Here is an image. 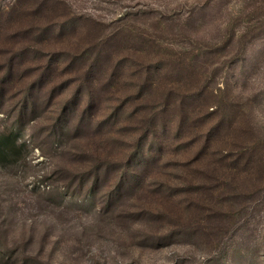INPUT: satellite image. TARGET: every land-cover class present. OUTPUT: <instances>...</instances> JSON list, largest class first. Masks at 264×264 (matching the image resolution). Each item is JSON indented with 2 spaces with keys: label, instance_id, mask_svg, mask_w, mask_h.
I'll return each mask as SVG.
<instances>
[{
  "label": "rangeland",
  "instance_id": "1",
  "mask_svg": "<svg viewBox=\"0 0 264 264\" xmlns=\"http://www.w3.org/2000/svg\"><path fill=\"white\" fill-rule=\"evenodd\" d=\"M259 3L0 0V264H264Z\"/></svg>",
  "mask_w": 264,
  "mask_h": 264
},
{
  "label": "trees",
  "instance_id": "2",
  "mask_svg": "<svg viewBox=\"0 0 264 264\" xmlns=\"http://www.w3.org/2000/svg\"><path fill=\"white\" fill-rule=\"evenodd\" d=\"M262 10H264V0H261V3H259V6L249 10L247 13H251V14H255L256 11H260L262 12ZM250 16V15H249ZM120 44L121 43V39L118 40ZM152 50V49H151ZM151 52V51H150ZM126 61V60H125ZM121 60L118 61V63H120ZM157 63V64H156ZM155 64H145L146 66L144 65H141V72L142 74L145 73L146 77L144 78L143 82L141 84L138 85V92L141 94V99L142 101H144L142 104H141V111H144L146 110L147 108L148 109H154V108H166L168 109L170 105L174 104V103H169L168 99L170 97H172V92L173 91H177L176 89L174 88H168L169 91H166L164 97L161 99V101L157 104V102H154L152 100H150V94L152 93V91L155 89V86L156 85V82L154 81V75H151L149 76V73H152V74H155L157 73V69L159 70L160 67H159V63H161V61H158L156 62ZM148 75V76H147ZM155 84V85H153ZM178 92V91H177ZM200 95V91H197V92H193L192 94H190L188 97L185 96V95H179L178 97H176L175 99L178 101V102H182L184 103V101L186 99H188L187 101H195V100H198V96ZM187 97V98H185ZM31 105H32V102H30ZM185 104V103H184ZM183 104V105H184ZM183 105L181 107H183ZM180 109L183 111V115L181 116V122H187L188 120H186L188 117L185 115V109L184 108H181ZM33 108V106L31 107ZM65 109V108H64ZM213 112H216L214 110H212ZM159 112L162 114L163 112L159 110ZM158 111L155 112V114L159 113ZM153 114V113H152ZM209 114H213L212 112H209ZM228 116L230 117V114H228ZM161 117V123H164L165 122V119ZM229 117L228 120H227V128L231 127V128H234L233 124L235 122V119H231L229 120ZM150 119V118H149ZM148 119V120H149ZM168 123H169V119H167ZM225 126V128H226ZM225 128H224V125H223V120H219L218 122L212 124L208 130L205 132V135H204V140H203V146L202 148L205 149V147L207 146L206 143H209L210 140H212L214 138V136L217 134V133H222V131H225ZM152 134L151 135H154L155 132H151ZM143 137V136H142ZM8 138H10L8 136ZM147 137H143V140L146 139ZM142 138H141V141H140V144L137 148V153L139 154L140 153V150L139 147L141 146V143H142ZM11 142H13V139L10 140ZM2 146V144H1ZM201 148V147H200ZM161 149V147L157 148V153L158 151ZM3 152H5L4 150H2ZM202 152L199 150L198 152V155H200ZM246 153V152H245ZM244 159V160H242ZM247 159V158H246ZM249 162L247 160H245L244 158V153H239L236 155V157L234 159H232L231 163L229 164L230 166V169H239V167L241 166H246ZM123 168H120L119 170H121ZM99 171V170H98Z\"/></svg>",
  "mask_w": 264,
  "mask_h": 264
}]
</instances>
